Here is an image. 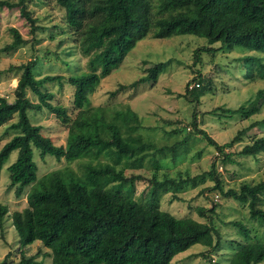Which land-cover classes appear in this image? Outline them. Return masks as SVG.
<instances>
[{"label": "trees", "instance_id": "16d2710c", "mask_svg": "<svg viewBox=\"0 0 264 264\" xmlns=\"http://www.w3.org/2000/svg\"><path fill=\"white\" fill-rule=\"evenodd\" d=\"M28 1L33 0L15 3L0 0V9H18L20 16L30 24L31 32L35 33L37 21L27 9ZM53 1L64 12L68 33L74 36L78 52L86 58L87 72L67 78L73 89V109L78 111L71 121L65 108L50 103L53 95L45 88L47 83L61 81L60 76L36 79L33 75L36 59L10 67L21 73L13 102L0 97V128L16 118L8 126L13 135L0 149V172L10 155L16 152L15 161L7 167L10 187L14 188L17 198L29 187L26 208L10 216L18 237L19 260L16 264H43L42 260L37 261L36 255H26V249L35 242L50 251L51 264H170L175 256L197 244L209 252L216 251L221 235L207 212L214 214L217 205L213 204L209 210L197 209L198 215L206 219L201 223L191 218H175L156 207L137 202L130 195L122 197L121 190L133 192L134 185L141 181L148 182L154 191L168 184L181 187L184 182L172 179L159 182L155 174L149 180L141 175L125 177L117 168L141 169L150 152L164 154V149H156L153 143L145 141L136 130L138 125H130L119 111L107 121L102 108L96 109V114L83 108L89 104L88 96L100 81L118 69L137 42L150 32L156 39L194 35L205 38L209 45L220 44L222 49L240 47L264 54V0ZM10 32L12 42L3 48L8 54L25 43L16 29H10ZM217 50L201 48L194 52V58L198 62L200 52L210 54ZM243 61L246 79L256 76L264 80V62L260 57L246 56ZM165 66V63L154 65L130 86L155 83ZM196 84L199 88L200 84ZM126 88L119 85L110 95ZM195 88L192 92L197 100L204 89ZM28 92L36 97L37 103L30 101ZM263 106L264 89H261L253 100L238 108H219L212 113L218 117L251 119ZM43 110L55 114L62 124L68 125L64 146L54 145L41 133V126L31 122L29 113ZM132 119L139 123L136 116ZM191 125L195 134L215 149L216 159L225 163L230 160L225 150L242 143L253 128L264 129V118L251 122L222 146L198 128L195 116ZM249 139L252 142L242 147L241 156L256 157L264 153V136ZM175 148H171L174 156ZM34 150L39 151L42 159L50 156L56 161L64 159L70 163L89 157L95 163L85 164L83 180L68 167L37 179ZM153 165L159 170L156 162ZM205 175L213 182L209 192H217L223 198L246 206L249 218L264 230V208L260 205L264 179L256 184L241 182L238 190L224 191L222 181L215 173V163L200 177ZM188 181L195 185V180ZM108 186L115 188V193L108 191ZM7 212V207L0 204V225ZM233 225L245 244L235 252L231 264L263 263L264 236L263 239L260 236V240L252 236V230L244 224L234 222ZM10 256L7 254L0 264H12ZM202 257L208 258L205 253Z\"/></svg>", "mask_w": 264, "mask_h": 264}, {"label": "rangeland", "instance_id": "374dc122", "mask_svg": "<svg viewBox=\"0 0 264 264\" xmlns=\"http://www.w3.org/2000/svg\"><path fill=\"white\" fill-rule=\"evenodd\" d=\"M7 1L15 3L18 0ZM27 9L37 21L35 33L31 32L30 24L20 16L18 9H0V97L9 102L14 100V90L21 72H15L10 67L36 59L33 68L36 79L45 76L61 77V81L47 83L45 88L53 95L50 103L65 108L72 121L78 111L73 109V89L67 83V78L87 72L86 58L78 52L76 39L68 33L64 12L53 0L28 1ZM10 29H16L25 43L14 53L8 54L3 52V48L12 42ZM204 47L218 50L210 54L200 52L196 62L194 52ZM219 48L220 44L209 45L205 38L194 35L156 39L150 32L137 42L118 69L100 81L88 96L89 104L83 108L90 114H96V109L102 108L107 121H111L119 111L130 125H138L136 130L145 141L153 143L156 149H164V154L150 152L141 169L117 168L122 170L125 177L141 175L149 180L155 174L159 182L166 179L184 182L181 187L168 184L154 191L148 182L141 181L134 185L133 192L121 190L122 197L130 195L137 202L156 207L175 218H191L201 223L206 219L198 215L197 209L209 210L213 204L217 205L215 213L210 215L207 212V215L211 216L221 235L219 248L209 252L197 244L175 256L170 264H231L235 252L245 244L234 222L242 223L252 230V236L259 239L264 236L263 228L249 218L246 206L223 198L217 192H209L213 182L207 175L200 177L215 163V173L222 181L224 191L230 188L238 190L241 182L256 184L264 179V153L256 157L239 154L246 143L252 142L250 137L264 136V129L253 128L244 136L242 143L226 149L230 160L222 163L216 159L218 156L215 149L203 137L196 135L191 125L195 116L198 128L222 146L251 122L264 118V106L251 119L218 117L212 113L219 108H238L253 100L258 90L264 89V80L256 76L245 78L243 61L244 57L253 56L260 57L264 62V54L240 47L233 50ZM158 63H165L166 66L155 83L130 86L143 77L147 69ZM196 83L200 84L196 90L204 89L197 100L192 92ZM119 85L127 88L111 96L110 93ZM27 97L33 103L38 102L31 92L27 93ZM29 116L34 125L41 126V133L50 138L54 145L66 144L68 125L62 124L55 114L43 110L31 112ZM134 116L139 119L138 124L133 121ZM15 121L14 117L12 122ZM10 123L0 128V149L13 135L8 127ZM173 146H176L175 156L171 151ZM16 155V152L10 155L0 172V204L8 209L0 225V261L10 254L12 264L19 260V245L10 216L26 208V192L29 189L27 187L23 195L17 198L14 188L10 187L7 167L15 161ZM34 161L37 165V179L68 167L83 180L85 164L95 163L89 157L70 163L64 159L56 161L50 156L42 159L36 150ZM153 162L159 165V170L155 169ZM188 180H195V185ZM130 188L128 185L127 191ZM107 190L115 193V188L110 186ZM260 198V205L264 208V193ZM204 253L208 258L202 257ZM49 254L50 251L39 242L26 249V255H36L37 261L42 260L43 264H51Z\"/></svg>", "mask_w": 264, "mask_h": 264}, {"label": "built area", "instance_id": "2783aa9c", "mask_svg": "<svg viewBox=\"0 0 264 264\" xmlns=\"http://www.w3.org/2000/svg\"><path fill=\"white\" fill-rule=\"evenodd\" d=\"M194 87H198V85L196 84V85L193 86V88H194Z\"/></svg>", "mask_w": 264, "mask_h": 264}]
</instances>
